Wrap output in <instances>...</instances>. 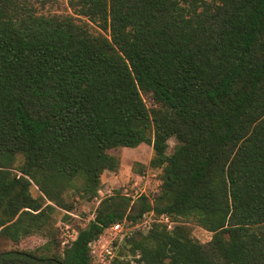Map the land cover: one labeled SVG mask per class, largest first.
<instances>
[{
  "label": "trees",
  "instance_id": "1",
  "mask_svg": "<svg viewBox=\"0 0 264 264\" xmlns=\"http://www.w3.org/2000/svg\"><path fill=\"white\" fill-rule=\"evenodd\" d=\"M68 6L44 14L35 0H0V241L46 237L0 250V264H90L104 228L148 211L174 223L126 239L135 264H264V0ZM141 143L160 169L153 201L100 199L58 250L47 211L92 201L118 167L107 150Z\"/></svg>",
  "mask_w": 264,
  "mask_h": 264
},
{
  "label": "rangeland",
  "instance_id": "2",
  "mask_svg": "<svg viewBox=\"0 0 264 264\" xmlns=\"http://www.w3.org/2000/svg\"><path fill=\"white\" fill-rule=\"evenodd\" d=\"M211 1V0H207ZM35 6L41 13L44 14H71V9L68 6V0H35ZM143 100L147 107L151 102L144 96ZM175 144L173 138L167 140L166 154L170 153ZM108 154L115 156L118 160V167L116 171H103L100 174V185L96 196L92 201H81L75 199L73 208L68 212L53 205L49 213V222L56 229L60 241L59 250L64 244L74 238L76 231L84 227L90 218H92L93 210L100 199L118 192L124 196H129L131 201L136 199L138 193H142L151 203L159 192V168H152L148 166V161L152 156V149L150 145L139 144L135 147H117L107 150ZM20 162L17 158L16 164ZM29 192L32 197H37L39 191L33 184L29 187ZM192 237L204 243L209 240L210 232L203 229L196 224H190ZM42 232L26 236L22 238L17 244H12L5 241H0V250L9 249H32L44 243L46 237H42ZM111 237L109 231H103L96 240H94V254L90 256V264H106L107 261L100 260L98 253L100 249L108 242ZM52 246V250H55ZM124 264H135V255H132L128 249L127 244L122 243L115 251V256Z\"/></svg>",
  "mask_w": 264,
  "mask_h": 264
},
{
  "label": "built area",
  "instance_id": "3",
  "mask_svg": "<svg viewBox=\"0 0 264 264\" xmlns=\"http://www.w3.org/2000/svg\"><path fill=\"white\" fill-rule=\"evenodd\" d=\"M140 195H142V193H138L136 197ZM153 222L164 225L166 229H170L174 223L166 214L154 215L152 211H148L134 223H131L123 218L122 220L113 222L108 227L104 228L103 231H109L111 233V237L98 253L100 260L103 261V259H105L107 261L106 264H110L113 258H117L114 256L119 245L126 243V239L133 236L137 232H146ZM93 241L89 243V256L94 254V250L92 249L94 246ZM135 257H137V254Z\"/></svg>",
  "mask_w": 264,
  "mask_h": 264
}]
</instances>
